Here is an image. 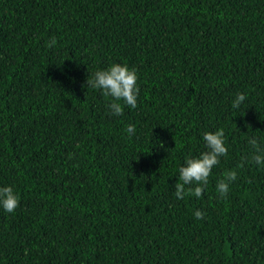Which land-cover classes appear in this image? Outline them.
<instances>
[{"label": "trees", "instance_id": "16d2710c", "mask_svg": "<svg viewBox=\"0 0 264 264\" xmlns=\"http://www.w3.org/2000/svg\"><path fill=\"white\" fill-rule=\"evenodd\" d=\"M112 63L139 77L119 117L86 83ZM220 128L228 155L201 198L177 199ZM253 137L264 147V0H0V187L20 197L0 207V264H264V167H237Z\"/></svg>", "mask_w": 264, "mask_h": 264}, {"label": "clouds", "instance_id": "9594fccd", "mask_svg": "<svg viewBox=\"0 0 264 264\" xmlns=\"http://www.w3.org/2000/svg\"><path fill=\"white\" fill-rule=\"evenodd\" d=\"M56 43V39L52 38L47 42V47L52 48ZM138 79L137 70L130 68L127 63H112L108 68L99 69L92 73L91 78L88 77L86 83L92 89L101 90L104 97L111 98L107 107L111 115L119 117L124 115V105L132 109L138 106L137 101L140 92ZM246 99L244 93H237L232 101V107L239 109ZM126 131L129 134H134L135 125L129 124ZM203 140L207 150L199 156L186 158L185 166L179 168V181L175 185V197L179 200H184L187 196L201 198L209 182L212 169L220 163L221 157L228 155L223 128L214 132H204ZM248 143L253 149L250 160L247 156L242 157L237 167L243 168L245 162L264 167V147H261L256 137L251 138ZM175 145V148L178 147L176 142ZM237 178V170L232 169L225 171L223 178L218 180L216 190L221 199H227L230 184ZM19 203L20 197L13 186L0 187V207L8 213H13L18 208ZM204 215L205 213L200 210L194 212L197 219H203Z\"/></svg>", "mask_w": 264, "mask_h": 264}]
</instances>
